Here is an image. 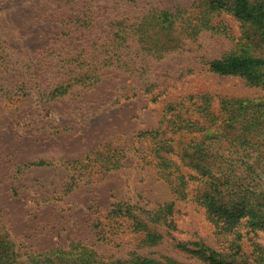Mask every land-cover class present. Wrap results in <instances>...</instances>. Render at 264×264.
<instances>
[{
	"label": "rangeland",
	"instance_id": "obj_1",
	"mask_svg": "<svg viewBox=\"0 0 264 264\" xmlns=\"http://www.w3.org/2000/svg\"><path fill=\"white\" fill-rule=\"evenodd\" d=\"M173 1L121 0L118 11L137 15ZM55 13H67L64 0H0V234L11 247L8 255L14 260L9 264H27L28 255H43L54 248L66 252L74 243L89 246L107 260L136 252L166 255L187 264L201 263L176 249V241L200 240L217 251L227 250L231 236L220 234L190 198L175 200V229L170 233L143 218L163 235L156 246L139 245L140 236L125 222L119 226L108 213L121 200L152 210L173 199L156 169L136 164L135 158L137 149L151 148L170 136L179 138L169 130L171 115L205 121L226 100L252 105L264 101L261 80L241 73L218 74L206 66L208 60L243 47L246 27L221 13L219 31L204 30L194 39L182 37L177 47L157 58L139 52L128 68L122 62L104 68L103 80L93 89L72 87L68 94L47 100L53 87L55 49L85 43L83 31L60 35ZM259 73L264 74V66ZM171 103H175L173 110L168 108ZM52 126L70 130L46 136L54 131ZM143 131L147 133L139 136ZM226 144L221 141L222 146ZM109 146L126 149L127 157L118 169L91 176L80 171L72 177L61 166L63 161ZM38 160L52 163L26 169L19 165ZM254 241L264 248V229L246 232L240 242L243 255L251 253Z\"/></svg>",
	"mask_w": 264,
	"mask_h": 264
},
{
	"label": "trees",
	"instance_id": "obj_2",
	"mask_svg": "<svg viewBox=\"0 0 264 264\" xmlns=\"http://www.w3.org/2000/svg\"><path fill=\"white\" fill-rule=\"evenodd\" d=\"M174 1L169 6H150L141 14L129 16L121 14L122 9L118 11L121 0L118 3L115 0H64L67 13L62 16L55 13V22L62 27L60 35L83 31L85 43L77 46L78 49L66 48L65 44L55 49L53 87L46 99L66 95L72 87L93 89L103 80L104 68L117 67L121 62L128 68L133 55L139 52L157 58L177 47L182 37L194 39L204 30L219 31L221 13L242 22L246 27V42L239 50L208 60L207 70L223 75L245 74L253 80H261L264 86V74L259 73L264 66L263 1ZM123 48L128 49L127 53L121 52ZM222 105L217 113L208 114L205 121L185 119L178 113L171 115L169 130L178 134L177 140L170 136L157 140L151 148L135 150L138 153L136 164L156 169L158 177L172 193V200L158 203L152 210L121 200L111 206L108 214L119 226L127 223V227L140 236L139 245L156 246L163 235L149 227L143 218L170 233L175 229V200L190 198L200 205L220 234L231 238L225 251H217L200 240L176 241V249L201 264H264V248L257 241L252 242L249 255H243L240 243L246 232L264 229V101L252 105L249 101L231 99ZM168 108L175 109V103L168 104ZM35 116H40L38 109ZM58 128L52 126L53 132L44 130L47 132L44 133L54 137L70 130L65 127L55 130ZM184 136L189 137L186 142L181 140ZM221 141L227 144L222 146ZM125 150L117 146L102 151L94 149L83 158L63 161L61 166L72 172V177L80 171L89 176L107 173L123 165L127 157ZM50 163L38 160L19 165L26 169ZM1 236L0 264L12 263L14 258L8 255L11 247ZM68 261L72 264H187L166 255L154 257L136 252L126 258L107 260L80 243L72 244L66 252L54 248L43 255L30 254L24 262L64 264Z\"/></svg>",
	"mask_w": 264,
	"mask_h": 264
}]
</instances>
